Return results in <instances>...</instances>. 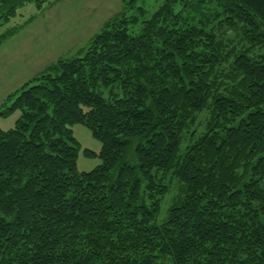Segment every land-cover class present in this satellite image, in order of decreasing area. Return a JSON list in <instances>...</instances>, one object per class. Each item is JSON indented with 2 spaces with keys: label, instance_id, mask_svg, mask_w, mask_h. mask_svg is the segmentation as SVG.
I'll return each instance as SVG.
<instances>
[{
  "label": "trees",
  "instance_id": "trees-1",
  "mask_svg": "<svg viewBox=\"0 0 264 264\" xmlns=\"http://www.w3.org/2000/svg\"><path fill=\"white\" fill-rule=\"evenodd\" d=\"M29 2L52 0H0V25ZM143 2L0 104V264H264V0Z\"/></svg>",
  "mask_w": 264,
  "mask_h": 264
},
{
  "label": "rangeland",
  "instance_id": "rangeland-1",
  "mask_svg": "<svg viewBox=\"0 0 264 264\" xmlns=\"http://www.w3.org/2000/svg\"><path fill=\"white\" fill-rule=\"evenodd\" d=\"M161 1L144 0L143 5L150 12ZM121 3L122 0H52L49 5H45L41 10H38L33 2L25 3L19 7L16 15L11 17L7 23L0 25V34L9 27L27 20L31 15H35V17H33L32 23L22 24V26L27 24V27L32 24L31 28H25L21 33H18L21 34L20 36L11 38V40L9 38V40L4 41L6 44L0 47V104L2 99L14 88L40 70L36 69L35 63L30 64L31 61L24 58L23 53L30 51L29 46L33 42L30 41L32 38L29 39L28 35L33 32L38 36L36 40H41L40 45L43 50L41 60L45 58L49 62L61 56L82 55L92 36L100 30L108 18L120 9ZM228 33L233 34L231 31ZM22 45L25 47L24 49ZM4 107L5 105L2 108ZM19 114V110H13L5 115L0 114V127L2 129L13 127ZM70 127L73 136L80 144L77 169L79 172L89 171L100 163L98 154L101 143L92 136L91 131L84 125L76 123ZM84 149L91 150L95 155H85ZM167 182H169L170 188L161 201L160 211L154 221L157 224L165 220L167 210L179 192L176 179L168 178Z\"/></svg>",
  "mask_w": 264,
  "mask_h": 264
},
{
  "label": "crops",
  "instance_id": "crops-1",
  "mask_svg": "<svg viewBox=\"0 0 264 264\" xmlns=\"http://www.w3.org/2000/svg\"><path fill=\"white\" fill-rule=\"evenodd\" d=\"M32 23V22H31ZM31 23H29V24H31ZM28 24V25H29ZM32 25V24H31ZM31 25H29V27H27V24L26 25H23V26H21V28H19V30L14 34V35H12V36H10L9 38H10V40H11V38L12 39H14L15 37H18V36H20L21 34H18V33H21V31H23L25 28H31ZM18 34V35H17ZM28 37H29V39L30 38H32V39H30V41H33L32 42V45L31 46H29V49H30V51H28V52H26V53H23L24 54V58L27 60V61H31V62H29L30 64H33V63H35V65H36V69H40L38 72H40L48 63H50L51 61H53V60H51V61H47L45 58H43V60H41L42 59V48H41V45H40V42H41V40H36L37 38H38V36L37 35H35L33 32L30 34V35H28ZM9 38L7 39V40H9ZM6 40V41H7ZM4 43V42H3ZM2 43V44H3ZM6 43H4L3 45H0V47L1 46H4ZM22 47H23V49L25 48L23 45H22ZM70 49V47L68 48V50ZM61 57H63V56H61ZM8 72H9V68H8ZM37 72V73H38ZM28 79V78H27ZM25 81V80H24ZM23 81V82H24ZM20 85V84H19ZM18 85V86H19ZM14 89H16V88H14ZM11 91V90H10ZM9 91V92H10ZM5 96V95H4ZM5 98V97H4ZM3 98V99H4ZM2 99V100H3Z\"/></svg>",
  "mask_w": 264,
  "mask_h": 264
}]
</instances>
